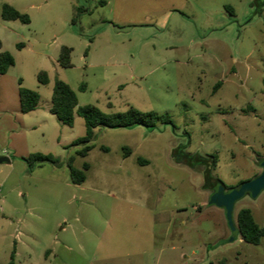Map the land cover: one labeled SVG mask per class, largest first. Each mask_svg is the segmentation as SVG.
<instances>
[{
  "label": "rangeland",
  "instance_id": "rangeland-1",
  "mask_svg": "<svg viewBox=\"0 0 264 264\" xmlns=\"http://www.w3.org/2000/svg\"><path fill=\"white\" fill-rule=\"evenodd\" d=\"M100 1L0 0V41L15 59L0 75V156L14 160L0 164V264L11 262L16 239L14 264H264L263 242H229L204 166L176 156L215 157L212 176L226 189L262 172L264 0ZM3 4L25 9L31 23L4 21ZM62 46L73 49L71 68L58 64ZM56 79L80 106L134 108L172 124L102 128L80 157L71 144L86 134L82 117L73 127L55 116L42 129L20 127V87L38 92L42 109ZM33 153L58 157L59 168L31 173L22 158ZM71 157L76 169L89 165L81 188ZM243 208L264 225V192L235 204V225Z\"/></svg>",
  "mask_w": 264,
  "mask_h": 264
},
{
  "label": "trees",
  "instance_id": "trees-1",
  "mask_svg": "<svg viewBox=\"0 0 264 264\" xmlns=\"http://www.w3.org/2000/svg\"><path fill=\"white\" fill-rule=\"evenodd\" d=\"M100 4H105L104 0L100 1ZM229 9V7H226ZM85 10L83 7L78 8V12ZM1 17L6 21H18L22 24H30V17L17 10L9 4H4L1 9ZM18 48L24 46V44H18ZM2 47L0 41V49ZM72 51L73 49L68 46H62L58 57V63L63 68L73 67L72 63ZM15 64L14 57L7 51L0 52V75L7 73L8 69ZM37 80L40 84L46 85L49 83V76L47 72L40 71L37 75ZM264 84V79H263ZM84 85L81 89H84ZM20 98V112L27 114L35 111L38 108L40 96L38 92L29 90L23 87L19 89ZM51 114L57 117L59 122L68 127H73L76 114L83 118L86 126V134L83 137L76 139L71 146L81 147L77 151V155L85 157L92 149V142L95 137L97 129H132L135 127L143 126L150 130L157 128V123L164 125L172 124L169 117L164 115L160 116L154 112H141L134 108H130L124 113H112L106 114L102 112L98 107L94 105L79 106L78 98L72 88L60 79H56L53 87V93L51 98ZM188 159V164L191 166L200 165L204 166V188L214 189L217 183H221L219 179L212 176V170L216 166L215 157H203L200 155H185ZM23 160L28 164L30 170H33L36 166L44 164L58 165L60 160L52 154L33 153L27 157H23ZM73 157L68 160V167L70 170V178L73 185H81L86 180L85 172L88 171L89 165L83 164L82 169H76L72 165ZM225 188H227L224 185ZM236 226L239 231L241 239L252 245H260L264 243V225L260 226L254 220L253 214L249 208L241 209L237 214ZM236 240V239H235ZM15 251L11 254V262L14 264Z\"/></svg>",
  "mask_w": 264,
  "mask_h": 264
},
{
  "label": "water",
  "instance_id": "water-1",
  "mask_svg": "<svg viewBox=\"0 0 264 264\" xmlns=\"http://www.w3.org/2000/svg\"><path fill=\"white\" fill-rule=\"evenodd\" d=\"M261 6H264V3L257 9L259 10ZM8 162H10L8 157L0 156V164ZM261 167L262 172L256 178L241 184L238 188L226 189L222 183H217L209 197L208 203L210 205L222 208L225 212L229 228L232 232L229 242H233L239 236L238 228L234 222L235 204L245 197L256 199L264 192V161H262Z\"/></svg>",
  "mask_w": 264,
  "mask_h": 264
},
{
  "label": "crops",
  "instance_id": "crops-1",
  "mask_svg": "<svg viewBox=\"0 0 264 264\" xmlns=\"http://www.w3.org/2000/svg\"><path fill=\"white\" fill-rule=\"evenodd\" d=\"M105 4L106 1H105ZM104 4V5H105ZM4 5V4H3ZM2 5V6H3ZM33 6V5H32ZM14 7V6H13ZM14 8H16L17 10H19L20 12L24 13L25 12V9H21V8H18L17 6H15ZM2 9V8H1ZM2 18V17H1ZM6 21V20H4ZM9 22L10 24H14L15 22H18V21H7ZM31 23V22H30ZM161 25L160 28H163L164 29V21L161 22ZM164 31V30H163ZM2 44V43H1ZM18 47V46H17ZM0 52H5V49L3 48V46L1 47L0 49ZM15 60V59H14ZM59 64V63H58ZM15 65V64H14ZM13 65V66H14ZM79 102V101H78ZM79 106H80V103H79ZM50 108H51V105L49 106H46V107H43L41 109V106H40V101H39V105H38V108L35 110V111H32L30 113H27V114H24V117L23 119H21V122H20V127L21 129L23 130H26V131H35L37 129H42L44 127V125L48 124V123H51L53 122L51 119V116H54L53 114H51L50 112ZM28 116V117H27ZM77 116V114H76ZM56 117V116H55ZM57 118V117H56ZM75 122H76V118H75ZM74 122V124H75ZM97 132L98 131H101L100 129H97L96 130ZM58 144H61V145H65V143H67V140H62V138L60 137L59 140L57 141ZM7 154V153H6ZM8 155V154H7ZM10 159V162L8 163H1V164H6V165H9V166H14V160L8 155L6 156ZM23 159V158H22ZM42 166L44 165H40V166H36L35 168H43ZM50 166H53L52 168L53 169H50L51 171L53 170H57V168H59L58 166H54V165H50ZM64 168V167H62ZM68 168V167H67ZM35 170V169H34ZM34 170L31 172L33 173ZM70 171V170H69ZM82 185V184H81ZM81 185H76L78 186L79 188H81ZM1 186V185H0ZM19 194H21V192H19ZM25 197V195H23ZM79 209V208H78ZM106 210L105 207L103 208V211ZM78 216L75 215V219L77 220ZM65 228H63L64 230ZM22 241L20 239H16L15 240V245H14V251H15V258H17V256L19 255V250H18V244L21 243Z\"/></svg>",
  "mask_w": 264,
  "mask_h": 264
},
{
  "label": "flooded vegetation",
  "instance_id": "flooded-vegetation-1",
  "mask_svg": "<svg viewBox=\"0 0 264 264\" xmlns=\"http://www.w3.org/2000/svg\"><path fill=\"white\" fill-rule=\"evenodd\" d=\"M176 156L180 157V160H188L183 153H177Z\"/></svg>",
  "mask_w": 264,
  "mask_h": 264
}]
</instances>
